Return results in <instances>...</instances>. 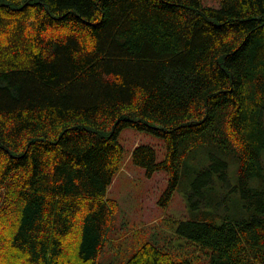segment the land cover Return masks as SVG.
Segmentation results:
<instances>
[{"label": "trees", "instance_id": "16d2710c", "mask_svg": "<svg viewBox=\"0 0 264 264\" xmlns=\"http://www.w3.org/2000/svg\"><path fill=\"white\" fill-rule=\"evenodd\" d=\"M218 1L0 0V264H102L128 126L163 137V160L132 158L169 172L164 198L210 154L193 173L212 209L176 226L208 264H264V0ZM122 264L192 263L146 240Z\"/></svg>", "mask_w": 264, "mask_h": 264}, {"label": "rangeland", "instance_id": "374dc122", "mask_svg": "<svg viewBox=\"0 0 264 264\" xmlns=\"http://www.w3.org/2000/svg\"><path fill=\"white\" fill-rule=\"evenodd\" d=\"M204 3L219 6L218 0H203ZM119 140L125 149L121 168L108 189V196L118 200L119 207L112 219L114 233L109 247L101 257L102 264H122L139 244L152 240L172 253L177 259H187L192 264H208V258L202 248L186 236L176 231L177 222L198 219L201 213L212 209L210 204L197 202L198 194L194 190V171L210 165L212 158L208 151L198 148L195 158L188 161L190 172L184 173L170 199L164 193L170 184V174L161 169L148 174L147 169L136 164L132 158L133 149L140 144H151L157 150L158 160L165 158L163 137L151 130L135 126L124 127ZM229 161V183L218 178L223 199L226 193L238 181V163L232 157ZM208 189V184L202 186ZM231 194V193H230ZM224 204V203H223ZM222 207V205H221ZM230 212L235 217H249L243 206L241 193L230 200ZM227 208H223L225 213Z\"/></svg>", "mask_w": 264, "mask_h": 264}]
</instances>
